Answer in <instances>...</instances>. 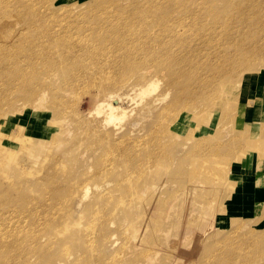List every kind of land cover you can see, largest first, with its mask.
I'll return each instance as SVG.
<instances>
[{
    "label": "bare ground",
    "instance_id": "bare-ground-1",
    "mask_svg": "<svg viewBox=\"0 0 264 264\" xmlns=\"http://www.w3.org/2000/svg\"><path fill=\"white\" fill-rule=\"evenodd\" d=\"M127 2V5L120 4L117 7L119 14L125 18L123 22L119 20L121 29L126 35L127 30L140 27L141 34L138 37L125 36V39L120 41L113 37L104 39L99 35L91 41L89 34H84L82 43L97 46L106 42L113 47L119 44L130 45L138 50L140 46L146 52H143L146 57L142 58L145 65L124 81L120 78L114 80L93 78L99 91L92 97L93 109L86 116H79L74 121L62 120L60 117L62 112H72L76 107L74 100L73 105L68 104L67 94L80 87L82 82V76L74 73L82 69L79 63L74 65L76 59L80 58L78 54L72 55L73 58L69 62H65L67 57L60 63L55 62L45 79H34L22 70L16 74L5 73L8 74L5 75L8 79L0 84V113L3 111L4 116L10 113L12 115L27 113L25 106H31L34 109L31 110L35 115H31L34 121V118L42 114V110H51L54 114L53 125L58 126L59 131L46 136L40 131L41 133L34 137L24 134L28 127L18 126L12 132L19 143L17 151L2 145V138H6V135L0 133V173L3 176L15 173L12 179L7 180V184L0 185V264H81V260L90 253L91 248V252L97 256L94 264H124L123 260L115 261L113 258H106L103 252L100 253L101 249L112 247L117 242L116 235L108 233L105 229L109 222L112 223L113 214L108 213L114 208L132 212L145 207L147 212H151L158 206L160 210H164L166 222H170L175 217L173 205L178 202L177 198L161 204L158 199L164 195L165 183L174 184L175 178L176 180L182 178L181 174L185 171L182 165H185L186 173L189 165H198V171L195 170L194 173L207 178L204 180L194 174L190 176L192 172H188V182L185 183L183 180L182 183H185L184 188L188 186V190L184 189V195L188 200L206 188L208 193L205 196H211L217 182L221 183L220 187L227 183L231 163L225 159L205 156L200 160L184 163L183 160H176L178 155L176 146L171 148L165 157L157 156L151 147L158 143L157 135H160L158 123L165 112L164 107L167 105L165 100L168 96L173 95L171 105L176 111L181 106H183L181 110L193 111L184 105L183 94L190 84L189 80L194 78L201 80L202 84H206V88L213 89L223 76V80L220 81V93L239 92L244 71L252 69L250 65L253 66L254 61L259 59L257 51L264 53V47L257 46L258 42L250 37L247 16L241 12L237 18L229 20L218 15H202L205 4L211 7L212 3L209 0L206 3L202 0ZM46 3L44 7L49 10L52 0H46ZM107 3L109 1L98 0L96 5L103 7ZM224 3L225 9L234 5L228 1ZM75 9L63 6L51 14L56 18L71 17ZM22 10L24 17L35 16L43 21L39 19L41 16H38L40 12L37 0H0V37L7 35L6 38H0V54L18 47L17 38L13 37L17 33L9 32V29L10 26H19L17 18L22 15ZM117 10L115 12L114 6L104 7L100 15H95L93 20L114 19ZM231 21L239 23L241 27L234 32L228 31L227 26L234 24ZM261 38L263 40L264 37ZM244 41L252 42V46L243 45ZM80 51L78 49L76 52ZM146 59L150 65L148 63L146 65ZM6 67L7 62L0 58V74L3 70L7 71ZM227 73L235 78L234 82L231 76L225 81L224 76ZM67 75L71 78L63 77ZM61 80L63 86L54 88L53 86L60 84ZM90 81L92 83V80ZM86 83V86L88 84L90 86V82ZM95 83L91 84L92 91L95 90L93 89ZM33 88H40L42 91H32ZM49 91H52V96L49 95ZM79 96L83 98L82 93ZM16 101H21L22 107L15 112L11 107ZM126 103L135 105V108L127 111L124 106ZM6 107H9V111L5 110ZM216 108L217 102L211 101L205 105L202 114L206 117H201L202 125H209ZM133 111H137L135 115L131 114ZM226 115H223V119ZM75 131L76 141H80L81 133L85 131L94 133L92 138H89L90 145L87 150L88 160H94L91 164L96 165L101 161L99 162L101 168L97 169L94 176L81 170L87 166L88 160L81 161L79 166L76 161V166L73 165L60 173L47 171L31 176H23L22 169L15 166L14 163L26 155L32 157L34 165L39 164L42 156L46 157L44 164L49 162L52 156L49 150L61 145L65 151L68 143L60 141V138L67 134H75ZM172 133L175 135V132ZM219 135L221 137V133ZM191 140L186 144L190 145L192 152L201 144L203 149V140L200 142ZM242 141L237 137L235 143ZM253 148L257 150L255 155L258 161L262 151H259L258 147ZM257 175L258 179L262 178L260 172ZM114 178L117 182L113 180ZM162 180L165 183L161 184ZM155 195V200L151 201L149 197ZM241 226L242 223H239L238 227ZM173 232L175 229L172 227L171 230H161V243L167 241L172 246L169 245L171 249L182 252L185 257L199 251L197 244L188 249L180 248V243L172 240L173 236H176ZM147 237L150 236L145 227L134 229L136 247ZM96 238L99 244L92 246ZM180 258L182 256L178 255L173 264H181Z\"/></svg>",
    "mask_w": 264,
    "mask_h": 264
},
{
    "label": "rangeland",
    "instance_id": "rangeland-1",
    "mask_svg": "<svg viewBox=\"0 0 264 264\" xmlns=\"http://www.w3.org/2000/svg\"><path fill=\"white\" fill-rule=\"evenodd\" d=\"M106 1H109V3L100 7L98 4L96 5L98 0H52V6L50 5L49 10H47L44 7L47 4L46 0H37V7L40 12L38 16H41L39 19H43V21L38 20V17L35 16L24 17L25 14L22 10V15L17 18L19 26H10L11 29H9V32L15 31L17 33L13 37L17 38L18 47L0 54V58L8 64V67L5 68L7 71L3 70L2 74H0V84L8 79L5 77L8 74L5 73L16 74L21 70L34 79H45L55 62L60 63L65 60V57H67L65 62H69L73 58L72 55L78 54L80 58L76 59L74 65L79 63L82 69L74 73L82 76V82L80 87H78L81 89L83 87L84 89L77 90L79 89L77 87L67 94L68 104L71 105L74 100L76 107L72 112H62L60 117L62 120L74 121L79 116H86L93 109L92 97L98 94L99 91L93 78L98 79L99 77V79L106 78L110 80L120 78L124 81L132 76L134 71H138L141 66L145 65L142 63V58L146 57L144 54L146 52L140 46L138 50L130 45L123 46L119 44V46L113 47L106 42L97 46H89L82 43L84 34H89L91 41L98 38L99 35L104 39L113 37L122 41L125 36L127 38H136L141 34L140 27L127 30L126 35L123 34L121 29L120 21H125V18L119 14L117 7L120 4L127 5L128 0ZM207 1L202 0L205 3ZM209 1L212 3L211 7L209 8V5L205 4L202 9V15H218L222 18L233 20V17L237 18L239 13L243 12L248 18L247 24L251 33L250 37L255 42H258L257 46L264 47L262 46L264 38L263 40L261 38L262 36L264 37V0ZM224 1L234 5L230 4L231 7L225 9ZM63 6L76 8L73 11L74 13H71V17L56 18L51 14L62 9ZM111 6L115 7V12L117 10V16L114 19L93 20L95 15H100V11L104 7L111 8ZM65 21H67V24H65ZM227 27L228 31L231 32L233 30L234 32L241 25L234 23ZM3 37L6 38L7 35L0 38ZM243 45L252 46V42L244 41ZM78 49L84 50V52H76ZM186 54L188 55V52ZM257 55L259 59L254 61L255 64L253 66L250 65L252 69L244 71L238 93L234 91L231 93L227 91L220 93L222 76L218 80V85L213 86V89L211 87L206 88V84H202L201 80H196L195 78L194 80H189L190 84L183 94L185 96L184 105L193 111L181 110L183 106L176 111V108L171 105L173 95L168 96L165 100V105L167 104L164 107L165 112L158 123V127L160 125V128H158L160 135H157L158 143L151 147L152 152H155L157 156L163 155L162 157H165V155L168 156L170 149L176 146L178 154L176 160H183L184 163L200 160L205 156H211L214 159H225L231 163L230 172L227 173L229 176L227 177L226 187H220L221 183L219 182L218 184L217 182V186L213 187L211 196H205L208 193L206 188L197 192L193 198L190 197L188 200L184 195V189L188 190V186L184 188L185 183L189 180L187 174L190 171L192 172L190 176H193V174L198 176L194 173L195 170L198 171V165L192 166L188 164L189 170L187 173L185 165H182L185 171L182 172L181 179L176 180L175 178L174 184L161 181V184L165 183V191L164 195L158 199L161 204L177 198L178 202L173 205L175 217L170 222H166L164 210H160L158 206L153 208L151 212H147L148 210H145V207L132 212H127L122 208H114L111 213H108V215L113 214V217H111L112 223L109 222L107 224L108 227L106 226L107 228L105 229L108 233L116 235L117 242L112 247L100 250V253L103 252L106 258H113L115 261L123 260L124 264H173L179 255L180 257L182 256L180 258L181 264H264V140L261 139L262 136L264 137V87L262 86L264 85V60H262L264 53L257 51ZM38 58H40V61H38ZM147 63L150 65L146 59V65ZM105 73L108 74L106 75ZM229 76L231 74L228 73L224 76L225 81L229 79ZM63 77L71 78L70 75ZM234 79L232 77L231 80L234 82ZM90 80L95 83L93 85L96 88L93 86V89H95L93 91ZM86 81L87 83L90 82L91 87L88 86L89 84L85 85ZM165 81H167V76ZM62 86L63 80L60 81V84H56L53 87L61 88ZM34 90L42 91L40 88H33L32 91ZM79 91H81L80 94L82 93L83 101L81 96H79ZM89 91L91 93H87ZM48 93L52 96V91ZM6 94L11 95V93ZM14 98L17 99L16 97ZM211 101L212 103L217 102L218 108L214 110L209 125L204 126L200 120L206 115H203L202 111H204L205 105ZM124 106L128 109L127 111L135 108V105L129 103ZM219 106L221 107L219 108ZM20 107H22L21 101H16L11 110L16 112ZM25 107L27 113L21 112L15 115L10 113L6 116L3 115V111L0 113V133L4 136L6 135V138H2V145L12 150L17 151L19 149V143L16 142V138L12 135L13 129L18 126L28 127L24 130V134L34 137H37L36 134H40V131H43L42 134H45L44 136L53 135L59 131V127L53 125L54 114L51 110H42V114L32 121L31 115H35L31 110L34 109L31 106ZM255 107L258 110L255 117L257 123L247 117V112L249 110L253 112ZM5 110L9 111V107H6ZM136 112L133 111L131 114L135 115ZM224 114H227L225 119H223ZM76 115L77 117H75ZM261 129H263V134ZM172 132H175V135ZM93 135V131H85L81 133L80 141H76V131L75 134L62 136L60 141L68 143L65 151H63L61 145L53 147L49 150L52 152L51 159L45 164L43 163L46 159L45 156L41 157L39 164L34 165L32 157L27 155L19 158L18 162L16 161L14 164L17 168L22 169L23 176L39 175L47 171L60 173L62 170L69 169L75 165L76 161H78L77 166H79L81 161L88 160L89 138H92ZM237 137L243 141L236 144L235 140ZM191 139L199 142L203 140L204 150L201 144L198 149L192 152V148H189L190 145L186 144L190 143ZM253 146L260 148L259 151H262V154L258 161L256 158L253 160V163L250 164V169L243 171L244 175L242 176H251L253 179L254 173H261L262 178L256 182L257 208L255 212L252 211L254 201L251 183L253 180L249 184L246 183L245 187H242L243 184L240 185L241 176L237 174L241 170V163L249 160L248 157L257 152ZM242 147L243 149H241ZM183 154L185 157H183ZM98 156L99 154L95 159ZM88 161L84 169L77 168L83 170V173L86 172L94 176L97 169L101 168V164H99L101 161L96 165L94 163L91 164L94 161L93 159ZM13 175L15 173L11 172L5 176L0 173V185L4 186L7 184V180L12 179ZM200 178L203 179L204 177ZM113 180L117 182L116 178ZM183 180L184 184H182ZM204 180H207V178H204ZM242 190L243 195H241ZM239 191L240 195H238ZM155 197L156 195L149 197V199L154 201ZM238 209L239 211H237ZM239 223H242L241 227H238ZM140 226L146 228V232H148L150 237L144 239V242L136 247L134 229ZM171 227L175 229L173 233L176 234L172 240L176 243L179 242L180 248L188 249L197 244L199 251L185 257L182 252L171 249V245L167 241L161 243L160 231L171 230ZM156 239L157 241H154ZM94 241L92 246L99 244L98 238ZM91 251L81 260V264L95 263L97 256ZM100 253L97 252V254Z\"/></svg>",
    "mask_w": 264,
    "mask_h": 264
},
{
    "label": "crops",
    "instance_id": "crops-1",
    "mask_svg": "<svg viewBox=\"0 0 264 264\" xmlns=\"http://www.w3.org/2000/svg\"><path fill=\"white\" fill-rule=\"evenodd\" d=\"M263 87H264V85H262ZM264 96V95H263ZM257 113H258V110H257V108L255 107V109L253 108V112L252 111H248L247 112V117H248V119L249 120H251V119H253V121L255 122L256 121V123H257V120H256V115H257ZM255 123V124H256ZM257 127V126H256ZM263 131V129H261V132ZM262 134H263V132H262ZM261 139H263L264 140V137L262 136L261 137ZM255 154L256 153H253L250 157H248L249 158V160H246V162H244V163H241V165H240V171H238L237 172V174L238 175H240L241 177H240V179L242 180L240 183V185H242V187H245L244 185H246V183L247 184H249V182L251 181V180H253L252 181V183H251V189L253 190V195H252V197H253V201H254V204H253V207H252V211L253 212H255L256 211V200H257V198H256V194H257V186H256V182H257V180H258V177H257V174H255L254 173V177H253V179H252V177L251 176H242V175H244L243 174V171H248L249 169H250V164L251 163H253V160L256 158V156H255ZM252 157V158H251ZM254 157V158H253ZM239 187H241V186H239ZM241 187V188H242ZM249 187V186H248ZM240 188V189H241ZM238 195H240V191H239V194ZM241 195H243V190H242V193H241ZM237 211H239V209L237 210Z\"/></svg>",
    "mask_w": 264,
    "mask_h": 264
}]
</instances>
